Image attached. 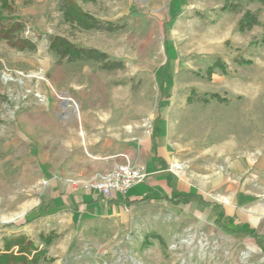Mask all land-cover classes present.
<instances>
[{
	"label": "rangeland",
	"instance_id": "rangeland-1",
	"mask_svg": "<svg viewBox=\"0 0 264 264\" xmlns=\"http://www.w3.org/2000/svg\"><path fill=\"white\" fill-rule=\"evenodd\" d=\"M12 1L5 17L23 22L36 51L0 39V253L24 236L45 252L39 264H264V3L78 0L123 26L106 33L70 30L56 0ZM248 12L259 25L241 31ZM55 35L125 67L58 62L48 48ZM217 60L225 71L207 74ZM138 132L159 134L172 185L188 200L93 215L83 194L51 193L49 179L85 141H137ZM50 233L45 247L40 235Z\"/></svg>",
	"mask_w": 264,
	"mask_h": 264
},
{
	"label": "crops",
	"instance_id": "crops-1",
	"mask_svg": "<svg viewBox=\"0 0 264 264\" xmlns=\"http://www.w3.org/2000/svg\"><path fill=\"white\" fill-rule=\"evenodd\" d=\"M137 138L138 140L134 141L126 134H117L114 138L96 141L92 144L94 147L87 146L85 141L86 149L83 154L62 167L59 174H55L49 179L51 193L56 190L59 191V194H64L63 197L66 195L70 197V194H83L80 197V206L93 215L113 214L124 208L135 207L152 200H169L176 193H180L172 185L173 179L168 172L170 162L163 150L160 149L159 134L153 133L152 136H144L138 132ZM88 147L91 148V151ZM126 160L141 168L147 177L143 183L133 186L125 195L103 200L97 195L86 194L80 188H74L69 183V180H78L75 182L80 185L97 174L112 170L116 165L122 164ZM57 198V196L52 197L50 203L57 204ZM73 201L77 203V200Z\"/></svg>",
	"mask_w": 264,
	"mask_h": 264
},
{
	"label": "trees",
	"instance_id": "trees-1",
	"mask_svg": "<svg viewBox=\"0 0 264 264\" xmlns=\"http://www.w3.org/2000/svg\"><path fill=\"white\" fill-rule=\"evenodd\" d=\"M85 1L94 2L95 0ZM249 1L264 3V0ZM56 2L61 13V22L68 26L70 30L114 33L123 28V26L115 22L98 19L84 11L79 5L78 0H56ZM237 5V3L230 4L228 8L224 9L236 11ZM12 7V0H0V39L6 41L10 47L18 51L35 52L36 43L21 37L24 31L23 22L12 16V14L8 18L5 17L4 13H13ZM257 25H259V17L256 13L248 12L238 22V28L241 31L250 30ZM262 41L264 43V39ZM48 48L58 62L64 61L68 64L90 63L105 72L119 71L125 67L121 60L115 59L98 49L76 44L69 40V38L61 35L50 36ZM242 63L247 64L249 62L244 61ZM218 67H220L222 72L225 71L224 66L217 60L213 66L207 69V74H213L214 70ZM211 98L219 99L217 95H211ZM0 100L5 99L0 95ZM189 198V196L181 193H176L173 196L174 201L188 200ZM249 233L251 234L252 231ZM151 236L155 237L156 235L152 233ZM148 238L149 236H146L144 239V247L149 245ZM53 239V233L46 236L40 235V240L45 247L50 245ZM15 247L17 248L16 254L12 251ZM44 256L45 252L43 250L27 241L24 236H17L6 240L4 250L0 253V264H39L45 258Z\"/></svg>",
	"mask_w": 264,
	"mask_h": 264
},
{
	"label": "built area",
	"instance_id": "built-area-1",
	"mask_svg": "<svg viewBox=\"0 0 264 264\" xmlns=\"http://www.w3.org/2000/svg\"><path fill=\"white\" fill-rule=\"evenodd\" d=\"M146 177L147 174L141 168L126 160L112 170L82 182L79 188L86 194L108 200L113 196L125 195L133 186L143 183Z\"/></svg>",
	"mask_w": 264,
	"mask_h": 264
}]
</instances>
